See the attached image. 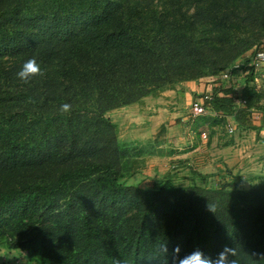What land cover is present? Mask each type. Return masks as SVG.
<instances>
[{"label":"trees","instance_id":"1","mask_svg":"<svg viewBox=\"0 0 264 264\" xmlns=\"http://www.w3.org/2000/svg\"><path fill=\"white\" fill-rule=\"evenodd\" d=\"M261 51L264 0H0V247L30 264H173L162 244L212 258L229 246L238 264H264L251 255L264 253V184L130 185L144 151L108 117ZM33 57L45 74L25 83ZM249 71L243 88L213 81L204 121L261 131Z\"/></svg>","mask_w":264,"mask_h":264},{"label":"rangeland","instance_id":"2","mask_svg":"<svg viewBox=\"0 0 264 264\" xmlns=\"http://www.w3.org/2000/svg\"><path fill=\"white\" fill-rule=\"evenodd\" d=\"M235 80V83L224 85L243 88L246 76L237 74ZM183 84L177 86L173 93L150 96L139 104L109 114L111 121L119 127L121 141L144 151L138 161L142 162L139 170L129 184L152 189L156 182L171 178L179 187L204 185L219 189L224 183L230 184L237 179L238 188L245 191L264 184V133L241 130L233 120L211 126L204 119L214 118L213 113L195 117L191 105L185 102ZM210 84L214 85L213 82ZM255 84L264 91V69L258 74ZM255 121L256 127L264 129L262 115ZM227 126L236 127L235 132L229 134ZM212 127L217 130H212ZM203 133H207L208 141L218 145L217 148L211 145L207 150L189 153L200 142ZM203 154L206 155L203 157ZM188 156L189 162L179 163ZM0 264L30 262L25 252L9 250L2 245Z\"/></svg>","mask_w":264,"mask_h":264},{"label":"clouds","instance_id":"3","mask_svg":"<svg viewBox=\"0 0 264 264\" xmlns=\"http://www.w3.org/2000/svg\"><path fill=\"white\" fill-rule=\"evenodd\" d=\"M44 74L41 65L37 62L36 58L33 57L23 63L21 70L17 73V77L27 83L32 77L43 76ZM27 102L35 103L31 98H29ZM70 111V104L64 103L60 106L59 112L61 114L69 113ZM207 210L215 213V205L208 202ZM180 251V247L176 246L170 253L167 243L159 247V253L167 260L171 256L173 264H238L236 259L238 253L235 247L225 246L215 258L205 255L199 248L183 256H180ZM251 255L258 256L259 259L257 260L259 261H264V253H252Z\"/></svg>","mask_w":264,"mask_h":264},{"label":"built area","instance_id":"4","mask_svg":"<svg viewBox=\"0 0 264 264\" xmlns=\"http://www.w3.org/2000/svg\"><path fill=\"white\" fill-rule=\"evenodd\" d=\"M250 69H254L255 72H258V73L263 72V69H264V51L256 53V55L253 57L251 63H249L248 65H243L241 63H237L236 65L229 68L228 70H225L224 72L221 73V75H219L218 78H216V80H222V81H226L229 83H235V76L237 74L244 73V75L247 76L250 72L249 71ZM217 86H218L217 84H214V85L210 84L209 89L206 90L202 94V98L196 99L192 102L191 107H192V111H193V114L195 115V117L206 116L209 113L211 114V111L206 106H204V101H207V100L211 101L212 100V97H213L212 91ZM237 103L241 104L242 102L238 100ZM260 118H261V114H259V113L255 114L254 113V115H253L254 121L256 119H260ZM235 130H236V127H232V126L228 127V133L229 134H233L235 132ZM203 138L207 139V135L204 134Z\"/></svg>","mask_w":264,"mask_h":264},{"label":"crops","instance_id":"5","mask_svg":"<svg viewBox=\"0 0 264 264\" xmlns=\"http://www.w3.org/2000/svg\"><path fill=\"white\" fill-rule=\"evenodd\" d=\"M214 80H212V79H206V80H203V81H200V82H186L185 84V86H184V84H183V86L185 87L184 89H183V92H185V93H183L184 94V97H185V102L187 103V105L189 106V105H192V104H190V103H192L193 101H194V99H195V96H201L204 92H205V90H206V88L208 87V86H210V83H212ZM235 82H236V80H235ZM166 92H169V93H173V92H175V90H170V91H166ZM166 92H164V93H166ZM164 93H162V94H164ZM164 95H166V94H164ZM169 95V94H168ZM173 101V100H172ZM131 107V106H130ZM126 108H129V107H126ZM126 108H122V109H126ZM121 109V110H122ZM173 109H175V108H173ZM178 109V108H177ZM119 110V109H118ZM115 111H117V110H115ZM114 112V111H113ZM211 114H212V112H211ZM214 114V113H213ZM229 120H231V119H229ZM217 130V129H215V128H213L212 127V130ZM264 129L262 128L261 129V131H260V134L263 132L264 133V131H263ZM202 132H204V131H202ZM213 132V131H212ZM214 133V132H213ZM262 133V134H263ZM204 134H206L207 135V133H203V134H201V136H200V142H197L196 143V145H194L193 146V150L191 151V152H189V153H195V152H198L200 149L201 150H207L208 149V147L209 146H211L212 145V147L214 148H217V146L218 145H215V143H211V142H209L208 141V139H209V137H208V135H207V139H204L203 138V135ZM214 139H215V137H214ZM213 139V140H214ZM198 140V139H197ZM211 143V144H210ZM201 146H200V145ZM209 144V145H208ZM220 148H222V146H220ZM214 151V150H213ZM188 153V154H189ZM174 155L175 154H173V156L172 157H174ZM206 154H203L202 156L204 157ZM213 156H214V154H213ZM183 157V156H182ZM177 158V157H176ZM184 159V158H183ZM190 157L188 156L186 159H184V160H182L181 162H179V163H185V162H189L190 160ZM227 162V161H226ZM191 163V162H190ZM190 163H188V165H191ZM228 163V162H227Z\"/></svg>","mask_w":264,"mask_h":264}]
</instances>
